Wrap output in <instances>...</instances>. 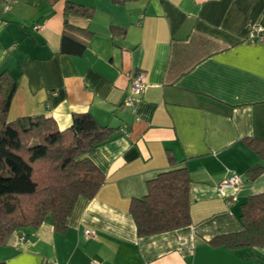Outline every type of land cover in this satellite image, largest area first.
Returning <instances> with one entry per match:
<instances>
[{
    "label": "crops",
    "instance_id": "0c3cea01",
    "mask_svg": "<svg viewBox=\"0 0 264 264\" xmlns=\"http://www.w3.org/2000/svg\"><path fill=\"white\" fill-rule=\"evenodd\" d=\"M66 1L93 8L69 13ZM37 26V27H35ZM264 0H0V71L17 81L7 119L42 114L59 128L89 112L117 128L89 157L102 181L92 198L79 196L57 232L49 217L0 245L5 264H264V246L229 250L213 236L241 229V204L264 191L262 160L244 142L264 138ZM72 38L86 41L77 54ZM142 70L136 113L123 105L127 72ZM169 156L173 161L169 162ZM186 167L191 223L137 236L132 197L159 172ZM232 173L239 187H220ZM90 230L87 234L85 230ZM21 237H23L21 239Z\"/></svg>",
    "mask_w": 264,
    "mask_h": 264
},
{
    "label": "trees",
    "instance_id": "16d2710c",
    "mask_svg": "<svg viewBox=\"0 0 264 264\" xmlns=\"http://www.w3.org/2000/svg\"><path fill=\"white\" fill-rule=\"evenodd\" d=\"M69 13L90 17L93 8L66 1L60 50L69 33H90L68 23ZM75 42L81 53L86 41ZM17 81L6 70L0 71V245L12 233L37 228L50 216L53 228L63 232L66 218L79 196L92 198L101 184V172L89 154L108 141L117 130L101 125L89 112H75L71 124L59 128L52 117L42 114L7 119V111ZM245 144L264 160V138L245 136ZM169 162L172 157L169 156ZM264 171L255 164L247 170L249 178ZM186 167L159 172L147 180V192L132 197L129 212L137 236H147L187 226L191 223L189 186ZM241 229L213 236L212 245L229 250L264 246V191L249 194L241 204ZM0 264H5L0 260Z\"/></svg>",
    "mask_w": 264,
    "mask_h": 264
},
{
    "label": "built area",
    "instance_id": "2783aa9c",
    "mask_svg": "<svg viewBox=\"0 0 264 264\" xmlns=\"http://www.w3.org/2000/svg\"><path fill=\"white\" fill-rule=\"evenodd\" d=\"M37 27V26H35ZM249 41H264V29L257 26L249 30L247 35ZM129 77V92L127 93L123 105L129 108L133 113L137 111V105L141 101V93L145 86V73L142 70L127 72ZM244 177L242 175L232 173L228 178L220 183V187H239L243 184ZM85 232L90 234V230L86 229ZM23 237H21L22 239ZM90 264H97L91 262Z\"/></svg>",
    "mask_w": 264,
    "mask_h": 264
}]
</instances>
